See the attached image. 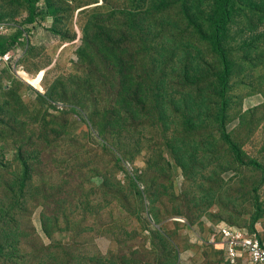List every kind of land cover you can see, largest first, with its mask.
Here are the masks:
<instances>
[{
    "label": "trees",
    "instance_id": "1",
    "mask_svg": "<svg viewBox=\"0 0 264 264\" xmlns=\"http://www.w3.org/2000/svg\"><path fill=\"white\" fill-rule=\"evenodd\" d=\"M62 1L0 0V22L15 25L13 31L0 34V53L16 45L29 31V25L36 23L40 17H52L54 25L50 30L54 35L63 41L72 39L66 30L67 21L76 10L84 8L80 11L84 19H81L80 25L79 52L80 59H86L89 68L77 70L68 79L57 77L49 87L46 85L44 95L38 93V99L44 103L58 101L66 96L64 89L68 88L69 82L79 81L86 86V94L94 101L100 91L97 84L94 86L90 72L99 68L109 86L115 87L111 91L106 87L102 93L106 103L103 112L94 111L90 115L92 125L100 136L104 140L109 137L127 138L136 121L150 118L152 114L164 122L165 128H168V121L176 124L175 131L163 133L162 137L163 142L172 148L176 166L182 169L192 184L189 204L198 210H208L215 202L235 206L238 202L248 204L250 216L247 228L250 233H257L255 226L264 215V201L259 193L264 185V163L244 150L228 125L230 108L236 99L235 85L245 83L257 72L246 61L255 65L264 64V47L260 44L264 42V0H102L101 4H97L98 0H67L65 4ZM22 13L27 15L20 23L16 19ZM186 35L194 39L185 40ZM235 52L241 54L240 57H236ZM140 59L141 74L135 66ZM239 62L247 68L235 77ZM3 72L9 75L10 71L4 69ZM1 80L0 75V142L11 140L17 144L20 140L31 138L19 134L18 130L26 124L33 125L40 111L31 109L23 101L18 94V81H13L12 88L5 89ZM260 80L264 86V77ZM172 81H175V88L171 86ZM16 105H19L17 115L11 122L7 113ZM258 114L264 115V102L243 111L240 124L246 120L259 124L262 119H256ZM210 127L218 133V139L229 156L228 159H218V169L213 174L208 169L212 163L209 159L212 156L211 143L205 133ZM53 131L56 135L60 134L57 129ZM142 135L147 138L144 133ZM147 141L151 142V137ZM140 153L148 157L145 168L148 177L153 171L160 177L166 176L164 163L171 164L163 155L157 154L150 146ZM31 158L32 155L23 153V146L17 148V175L20 176L15 182H7L5 187L9 201L2 210L3 219H0V264H179L176 232L159 228L150 232L151 250L146 252L153 259L148 263L137 259V252L86 254L56 241L50 245H36L32 253H24L16 210L19 194L30 180ZM116 161L120 163L123 159L118 157ZM225 162H231V167L225 166ZM6 167L0 159V168ZM234 167L260 175L252 181L247 200L226 195L227 185L232 181L225 183L221 175ZM217 174L218 184H215L213 180ZM129 179L144 204L147 199L145 193H148L149 222L159 225L157 206L163 199L156 187L159 180L149 177L146 189L142 191L141 182H138L143 181L142 176L132 174ZM238 181L241 190L242 179ZM174 195H170L172 200ZM84 205L89 208L90 202ZM47 219L44 214V233L53 238L46 225ZM258 236L262 242L264 238ZM203 248L206 251L211 248L224 260L222 250L211 246ZM40 252L47 253V259L41 258Z\"/></svg>",
    "mask_w": 264,
    "mask_h": 264
},
{
    "label": "rangeland",
    "instance_id": "2",
    "mask_svg": "<svg viewBox=\"0 0 264 264\" xmlns=\"http://www.w3.org/2000/svg\"><path fill=\"white\" fill-rule=\"evenodd\" d=\"M66 1L62 2L65 4ZM101 2L102 0H98L97 4ZM41 6L44 7L43 2ZM82 9L84 8L76 10L67 21L66 30L72 37L70 40L63 41L51 32L54 22L50 16L46 19L40 17L36 23L30 24L29 31L15 45L14 56L18 57L17 63L5 69L10 71L9 75H6L4 70L0 72L1 83L5 89L12 88L13 81H18L20 83L18 94L23 101L31 109L37 108L40 111L33 120V125L26 124L18 130L19 134L29 135L31 138L20 140L17 144H13L11 140L0 142V159L7 165L6 168H0V219H3L2 210L9 201L5 190L6 184L10 181L15 182L20 176L17 175L19 163L16 160V151L23 146V153L33 157L29 161L30 180L24 191L19 194L16 210L24 253H32L36 245H50L56 241L66 243L86 254L123 255L137 252L135 254L137 259L148 263L151 258L153 259L151 254L146 252L151 250L150 232L159 228L176 232L180 250L179 264H228L211 248L206 251L203 247L207 245L192 243L191 239L195 238L197 228L200 229L202 236L206 237L210 232L209 223L248 227L250 206L245 203L241 205V202H238L237 206L232 203L225 205L215 202L208 210L205 208L198 210L189 204L193 192L192 184L182 169L176 166L172 148L163 142L162 137L163 133L175 131L176 124L168 121V128H165L164 122L152 114L150 118L136 121L127 138L119 140L109 137L104 140L92 125L90 115L94 111L99 114L103 112L106 103L102 93L106 87L109 91L115 87L109 86L99 68H93L90 72L94 78V86L97 84L100 91L94 101L90 100L86 94V86L79 81L69 82L68 88L64 89L66 96L58 101L44 103L38 99V93L44 95L46 85L49 87L57 77L68 79L70 75L77 73V70L89 68L86 59H80L79 52ZM26 15L20 14L16 21H22ZM14 28H9L8 31L10 29L13 31ZM186 39L194 38L186 35ZM260 44L264 47V42ZM240 55L235 52L236 57ZM141 64V59L135 62L140 74ZM246 64L257 72H254L245 83L235 85L236 99L230 108L228 128L243 144L249 155L257 157L264 163V115L256 116V119H262L259 124L247 120L240 124V115L243 111L264 102V86L260 83V78L264 77V64L255 65L248 61ZM21 67L29 72L23 75L22 79L16 73ZM244 68L247 67L242 66L240 62L237 63L235 77ZM38 70L43 72L41 81L43 92L23 80L38 74L39 72H36ZM175 85V81H172L171 86L175 88ZM18 108L19 105H16L7 113L11 122L15 119ZM54 129L60 134L56 135ZM142 133L148 139L151 137V142H148ZM205 133L211 143L212 156L209 159L212 163L208 169L213 174L218 169V159H228L229 156L213 128H207ZM149 146L171 164L168 166L164 163L165 177H160V174L157 175L154 171L149 174L152 180H159L156 187L163 198L157 206L161 221L159 225L154 222L151 225L149 222L151 216L148 193H145L148 200L145 199L144 204L142 196L138 195L137 188L132 186L129 179L132 174L142 176L143 181L138 182H141L142 191L146 189L149 180L148 173L145 172L148 157L140 151ZM118 157L122 158L123 162L118 163L116 161ZM231 165V162H225V166ZM222 173L221 177L225 183L232 181L227 185L226 195L231 194L241 201L242 198L247 200L252 181L260 176L259 173L249 172L240 167ZM239 178L242 179L241 190ZM213 182L218 184V174ZM173 193L175 195L172 200L170 195ZM259 193L264 201V185ZM87 202H90L89 208L84 205ZM44 214L48 217L46 225L53 233V238L47 237L44 233L42 221ZM176 217H181L179 220H186V224L174 220ZM255 227L260 237L264 238V215ZM257 233L256 236L260 240ZM262 243L264 244V240ZM39 255L44 259L48 257L44 252H40Z\"/></svg>",
    "mask_w": 264,
    "mask_h": 264
},
{
    "label": "built area",
    "instance_id": "3",
    "mask_svg": "<svg viewBox=\"0 0 264 264\" xmlns=\"http://www.w3.org/2000/svg\"><path fill=\"white\" fill-rule=\"evenodd\" d=\"M8 29L9 24L0 23V33H7ZM15 51L16 49L0 54V71L17 63L18 57L14 56ZM20 71H24L23 67L17 69L18 76ZM197 235L196 232L195 236ZM218 236L224 246L226 260L230 261L231 264H238L241 258L245 261L248 259L250 264H264V245L260 243L256 236L251 235L247 229L220 223L213 227V234L209 242H217Z\"/></svg>",
    "mask_w": 264,
    "mask_h": 264
},
{
    "label": "clouds",
    "instance_id": "4",
    "mask_svg": "<svg viewBox=\"0 0 264 264\" xmlns=\"http://www.w3.org/2000/svg\"><path fill=\"white\" fill-rule=\"evenodd\" d=\"M0 23H7V22H0ZM7 24H9V28H13V23H7ZM11 30V29H10ZM9 30V31H10ZM8 31V32H9ZM7 32V33H8ZM7 33H0L1 35H5V34H7ZM26 35V33L24 34V36ZM23 36V37H24ZM15 49V45H13L8 51H6L5 53H7V52H9V51H14V49ZM0 54H4V53H0ZM6 68H10V67H6ZM6 68H4V69H6ZM3 69V70H4ZM23 69H24V67H23ZM3 70H1V71H3ZM25 70V69H24ZM0 71V72H1ZM25 71H27V70H25ZM28 72V71H27ZM22 79V78H21ZM25 81V80H24ZM26 82V81H25ZM38 91H40V90H38ZM41 92H43V91H41ZM178 218H181V217H176V218H174V220H176V221H179V222H183L184 224H186V220L185 221H183V220H179ZM218 224H220V223H218ZM222 224V223H221ZM225 224V223H224ZM217 224H215V223H209V228H210V232H209V234L206 236V237H203L202 236V233H201V231H200V229H198L197 228V230L195 231V234H196V232L198 233V235L197 236H195V238H193V239H191V242L192 243H196V244H200V245H207V246H211V247H213V248H216V250H222L223 251V253H224V260L228 263V264H231V262L230 261H228V260H226V255H225V249H224V246H223V244L221 243V238L218 236V238H217V242H214V243H210L209 242V239H210V237H211V235L213 234V227L214 226H216ZM229 226H232V225H229ZM233 227H238V228H245V229H247L248 230V232L250 233V231H249V229L247 228V227H239V226H233ZM251 235H254V236H256V233H250ZM256 238H257V236H256ZM258 239V238H257ZM259 240V239H258ZM260 241V240H259ZM260 243L262 244V245H264L261 241H260ZM207 246H205V247H207ZM247 259V258H246ZM238 264H250L249 263V261H248V259L245 261V260H243V258H241L240 260H239V262H238Z\"/></svg>",
    "mask_w": 264,
    "mask_h": 264
},
{
    "label": "bare ground",
    "instance_id": "5",
    "mask_svg": "<svg viewBox=\"0 0 264 264\" xmlns=\"http://www.w3.org/2000/svg\"><path fill=\"white\" fill-rule=\"evenodd\" d=\"M18 74L21 78H23V75H26L29 73L24 70V71L18 72ZM42 79H43V72L40 71L38 74L32 75L28 80L27 79H23V80H25L32 87L38 88L40 91H44L43 88L41 87Z\"/></svg>",
    "mask_w": 264,
    "mask_h": 264
}]
</instances>
